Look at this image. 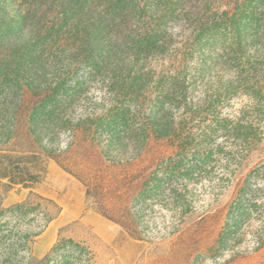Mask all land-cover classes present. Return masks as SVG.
<instances>
[{
	"label": "trees",
	"instance_id": "obj_1",
	"mask_svg": "<svg viewBox=\"0 0 264 264\" xmlns=\"http://www.w3.org/2000/svg\"><path fill=\"white\" fill-rule=\"evenodd\" d=\"M184 1L0 0V110H13L0 129V157L10 154L0 158V264H96L73 237L33 255L62 211L53 198L31 189L4 206L3 191L27 184L21 160L41 155L83 182L97 212L149 243L181 237L206 198L231 192L213 244L190 264H231L254 226L255 248L264 243V169L242 171L264 142L257 6L236 0L184 41L174 26ZM237 95L240 110H224ZM44 205L53 210L38 231L14 229Z\"/></svg>",
	"mask_w": 264,
	"mask_h": 264
},
{
	"label": "rangeland",
	"instance_id": "obj_2",
	"mask_svg": "<svg viewBox=\"0 0 264 264\" xmlns=\"http://www.w3.org/2000/svg\"><path fill=\"white\" fill-rule=\"evenodd\" d=\"M235 1L185 0L183 4L181 3L185 10L178 11L179 15L174 25L175 32L183 37L184 41L189 36L198 35L207 19L221 18L225 12L234 11ZM252 5L257 6L258 13V20L252 23L250 28V32L254 34L264 28V0H252ZM218 22H220V31L228 34L230 27L223 21ZM215 39L213 45L221 48L224 42ZM224 44L228 46L229 39ZM80 74H84L83 69L80 70ZM245 98L237 95L233 102L224 107V110H240L246 103ZM12 112L13 110H0V129L8 126ZM65 138L66 136L62 137L63 140ZM10 146L11 143L1 148ZM252 147L254 149L243 163L242 171L245 174L257 167L264 169V142ZM3 154L10 155L8 152ZM5 156L0 158L8 162L9 158ZM21 161V170L15 172H21L27 184L24 186L18 184L7 192L3 191L4 206L23 200L32 189L43 196L53 198L62 208L60 215L49 223L32 243V253L37 258H43L49 253L61 237H73L91 246L95 253L96 264H190L189 262L196 255L213 244L223 224L225 206L231 197V192H227L217 201L206 198L204 207L193 214L195 220L187 226L181 237L174 236L163 242L149 243L133 238L120 224L97 212L87 201L83 182L62 168L55 159L41 155L34 160L26 157ZM29 174L35 176L32 178ZM52 210L51 206L44 205L41 210L28 215L24 220L13 222L12 225H16L15 230L38 231L42 227L44 214ZM256 231V226L247 231L242 242V248L246 253L240 255L231 264H264V243L260 248H255ZM197 260L202 264V257Z\"/></svg>",
	"mask_w": 264,
	"mask_h": 264
}]
</instances>
